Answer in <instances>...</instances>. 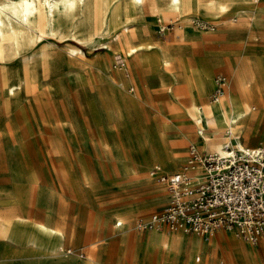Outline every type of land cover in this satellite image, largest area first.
I'll use <instances>...</instances> for the list:
<instances>
[{
	"label": "rangeland",
	"instance_id": "obj_1",
	"mask_svg": "<svg viewBox=\"0 0 264 264\" xmlns=\"http://www.w3.org/2000/svg\"><path fill=\"white\" fill-rule=\"evenodd\" d=\"M18 1L0 0V216L8 215L25 236L11 245L0 239V264H166L158 258L160 244H150L153 233L162 234V242L185 237L188 253L199 236L167 229L121 242L123 234L136 232L137 220L129 228L116 213L135 196L150 204L159 199L139 216L148 220L166 207L165 196L161 201L155 193H165L156 176L177 171L190 147L207 154L197 145L198 128L178 117L190 104L179 88L195 90V70L209 73L213 84L200 108L213 102L217 77L225 84L249 81L241 100L261 118L250 122L253 144H242L255 147L264 129V0H180L178 12L172 0L141 6L48 0L52 9L34 0L25 15L12 10ZM114 16L119 26L112 28ZM246 131L252 130L241 123L226 142L223 128L215 127L208 151L218 143H250ZM38 223L59 237L44 235ZM200 241L214 255L196 252V264H230L228 256L248 249L264 264L262 247L233 231ZM49 242L62 251L40 248Z\"/></svg>",
	"mask_w": 264,
	"mask_h": 264
},
{
	"label": "built area",
	"instance_id": "obj_2",
	"mask_svg": "<svg viewBox=\"0 0 264 264\" xmlns=\"http://www.w3.org/2000/svg\"><path fill=\"white\" fill-rule=\"evenodd\" d=\"M215 84L212 103L220 98L224 78L217 77ZM225 151L222 156H203L190 147L179 172L152 173L165 186L169 200L148 220H137L135 231L167 229L205 240L220 230L233 231L251 245L264 239V143L254 149L226 147ZM195 171L202 175L191 183Z\"/></svg>",
	"mask_w": 264,
	"mask_h": 264
},
{
	"label": "bare ground",
	"instance_id": "obj_3",
	"mask_svg": "<svg viewBox=\"0 0 264 264\" xmlns=\"http://www.w3.org/2000/svg\"><path fill=\"white\" fill-rule=\"evenodd\" d=\"M146 0H130L132 5L141 6L145 3ZM44 3L52 9V4L49 3L48 0H44ZM180 3V0H172L171 4L173 5V10L178 12L179 7L177 5ZM74 6V1L69 4V8L72 9ZM31 8H34V0H20L12 6V10L18 12L21 15H25L30 12ZM2 10V9H0ZM118 16L112 17L110 19V26L116 27L119 26ZM123 32H126V28L122 29ZM122 32V33H123ZM41 37V36H40ZM116 38H119L117 35ZM130 52H135L136 50L133 48L129 49ZM3 55V51L0 49V58ZM124 57V55H123ZM121 59V57H119ZM134 62V61H133ZM120 63L123 64V61ZM227 65L229 61H225ZM235 73V72H234ZM233 73V74H234ZM232 77V76H231ZM194 78V91H189L186 87L179 88V83L177 78L173 79L175 83V89L184 90L187 95L190 97V104L187 107H184V112L181 115H178L180 123L185 121V118H189L193 125L198 128V133L201 132V148L208 150L211 145V140L214 139L215 134L212 131L215 127H222L224 130V134L220 137L221 140L226 142H231L232 139H235L236 134L239 133V127L241 123H247L248 128H251L252 131H246L248 139L252 138L254 135L253 130L254 128L250 125V122L253 120L259 121L261 118L260 114H250V108L247 102L242 101L241 97H245L250 92L248 87L249 81L246 83L241 82L236 79L233 80L231 84H225L223 91L220 95V98L217 102L209 103L202 108L198 107L197 102L199 99L206 97L209 90L212 88V80L209 73L195 70L193 72ZM251 81V80H250ZM252 83V82H251ZM216 87V84H215ZM10 93H13L14 87L8 88ZM264 97V96H263ZM202 110V113H201ZM203 114V115H202ZM180 125V124H179ZM205 126V127H204ZM204 128L206 132L210 133H203ZM255 132V131H254ZM220 134V133H219ZM163 138V137H162ZM167 137L164 136L162 142L165 145L168 144L166 139ZM237 147L243 149V144L240 140H236ZM228 144L218 143L216 144L214 150L210 153L224 155L225 154V147ZM247 148V147H246ZM157 153V152H156ZM172 155L167 156L168 159H171ZM156 169L159 168L158 166L155 167ZM191 175V183H195L198 178L202 175L200 171H195L190 174ZM163 194V193H162ZM37 229L46 236H55L60 235V232H56L55 230L47 227L43 223L36 224ZM155 230V229H154ZM160 230V229H159ZM58 237H56L58 239ZM223 238V237H222ZM127 241H122L123 243L130 242L132 239L131 237L127 238ZM150 244L152 246H158L160 244V250L158 258L159 260L165 262L166 264H171L172 261H175L176 264H196L195 261L192 260V255L196 252H202L204 249H207L208 255H214V251L210 250V245L203 243L200 239H193L190 244V251H187L183 248V244L187 241V239L181 235L177 236H169L167 242H162V234L153 233V235L149 238ZM30 241L34 242V239H29ZM224 240V239H223ZM42 249L46 251H60L61 246L58 242L54 243H44L40 245ZM151 247V246H149ZM62 251V250H61ZM247 252V253H246ZM246 254L243 252H237L235 255L231 257H227L230 264H256L257 263V256L251 251L246 250ZM154 254V253H153ZM264 256V253H263ZM156 257V256H155ZM249 258V259H248ZM196 261H200L199 258H195ZM90 261V259H88ZM225 261V260H224ZM204 264H215L214 262H209L207 259Z\"/></svg>",
	"mask_w": 264,
	"mask_h": 264
},
{
	"label": "crops",
	"instance_id": "obj_4",
	"mask_svg": "<svg viewBox=\"0 0 264 264\" xmlns=\"http://www.w3.org/2000/svg\"><path fill=\"white\" fill-rule=\"evenodd\" d=\"M214 90H215V87L212 89V91H214ZM253 121H255V120H253ZM202 132L203 133H210L208 131L206 132V130L205 131L202 130ZM201 136H202L201 135V132L198 133V131H197V137L199 139V144L197 143L198 146L201 143V140H200L201 139L200 138ZM254 141H255V135H252V140H251L250 143H247L245 141V139L241 143L246 144L248 146H251ZM263 143H264V129H263L261 135L257 138L255 147L245 148V149H254V148L262 145ZM226 147H229L232 150L240 149V148H238L236 146H234L233 148H231L229 146V144ZM199 150L201 152H203V153L214 154V153H210L206 149H199ZM183 160L184 161L181 162L180 167L178 168V170L172 172L171 174L176 173V172H179L182 169L183 165L186 162L185 158H183ZM159 184H160V186H162L164 188L165 193L162 190H160V189H156V192L155 191L154 192L158 194L157 197H160V200H161V196H165V201H166V205H167L168 200H169L168 193H167V191L165 189V186L163 184H161V183H159ZM153 194L150 192V197H154ZM158 200L159 199H156V200L152 201L151 204H153V203L156 204V202H157V204H159V201ZM151 204H150V202L148 203V201H146L144 198L141 199V197L137 198V196H135L133 199H130V200L126 201V202H122V208L119 209V211L116 213V215L121 216V218H123L124 222L130 228V226H132L136 222V220L141 219V217H139V216L141 214H143L148 208H150L151 207L150 206ZM10 208H12V205H11ZM153 214H155V213H153ZM23 219L24 218H20L19 220L20 221H23ZM25 220H27V219H25ZM116 223H119V225L116 224V227L122 226V223L121 222H116ZM22 228L23 227H19V225L14 224L13 219H10V217H8V215L7 216L5 215L4 217L3 216H0V239L1 240H5V242L7 243V245H11V244L19 243V242H24L23 239H24L25 234H24V231H23ZM220 231H223V230H220ZM149 232L150 231L134 232V233L129 232V233L123 234L122 241H127L128 240V239L126 240V238H127L126 235H130L131 236V239L132 238H135L136 240H141L144 236H146L147 234H149ZM217 232H219V231H217ZM196 239H203V238L199 237V238H196ZM128 243H129V241H128ZM253 246L260 247V248L262 247L263 253H264V239H261L258 242L257 245H253ZM260 256H263V254H260Z\"/></svg>",
	"mask_w": 264,
	"mask_h": 264
}]
</instances>
